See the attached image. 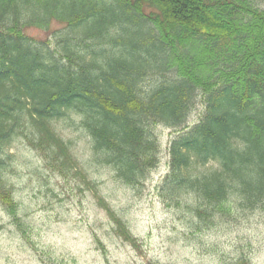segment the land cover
Instances as JSON below:
<instances>
[{"label": "trees", "instance_id": "obj_1", "mask_svg": "<svg viewBox=\"0 0 264 264\" xmlns=\"http://www.w3.org/2000/svg\"><path fill=\"white\" fill-rule=\"evenodd\" d=\"M198 100L203 113L190 123ZM68 117L132 187L158 166L155 127L174 130L161 191L168 204L191 202L199 225L228 218L231 206L264 211V8L256 0H0V206L26 244L28 225L3 178L8 150L22 141L49 170L80 173L56 130ZM99 202L113 232L138 247Z\"/></svg>", "mask_w": 264, "mask_h": 264}, {"label": "rangeland", "instance_id": "obj_2", "mask_svg": "<svg viewBox=\"0 0 264 264\" xmlns=\"http://www.w3.org/2000/svg\"><path fill=\"white\" fill-rule=\"evenodd\" d=\"M256 3L264 8V0ZM28 35L37 40L48 37L39 30ZM54 40L50 42L53 49ZM203 110L198 100L190 123L197 122ZM56 130L70 145L80 173L61 175L49 170L24 142L14 143L3 178L28 225L29 244L22 241L0 206V264H237L240 260L264 264V211L231 206L228 218L216 217L199 225L191 202L184 199L176 205L165 200L161 186L169 171L174 130L155 127L158 166L134 187L116 179L75 119L60 120ZM85 177L95 187L86 184ZM99 199L124 221L138 247L113 232Z\"/></svg>", "mask_w": 264, "mask_h": 264}]
</instances>
